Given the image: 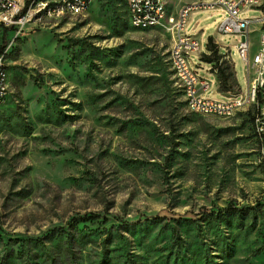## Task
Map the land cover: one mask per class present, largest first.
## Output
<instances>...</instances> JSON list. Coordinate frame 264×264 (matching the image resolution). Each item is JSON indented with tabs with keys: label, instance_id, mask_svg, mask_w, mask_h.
<instances>
[{
	"label": "rangeland",
	"instance_id": "rangeland-1",
	"mask_svg": "<svg viewBox=\"0 0 264 264\" xmlns=\"http://www.w3.org/2000/svg\"><path fill=\"white\" fill-rule=\"evenodd\" d=\"M219 8L190 21L205 54L219 40ZM4 35L0 27V48ZM261 35L253 24L251 60ZM218 45L246 90L255 67ZM171 47L167 25L132 27L126 0L7 32L0 264H264V85L232 118L198 115ZM194 63L213 99L233 101L200 55ZM230 206L248 217L233 219Z\"/></svg>",
	"mask_w": 264,
	"mask_h": 264
},
{
	"label": "built area",
	"instance_id": "built-area-1",
	"mask_svg": "<svg viewBox=\"0 0 264 264\" xmlns=\"http://www.w3.org/2000/svg\"><path fill=\"white\" fill-rule=\"evenodd\" d=\"M63 6H72L77 9L76 5H71V0H60ZM131 4L130 20H132V26H144L146 30V24H162L163 16L166 14V10H170L169 6H162V0H126ZM237 7H243V15L249 10L256 9L264 12V0H236ZM45 4L40 3L39 7ZM219 6L220 10L225 13V18L222 22H225V26L228 27V21L230 12H236V8L228 7V0H218L214 4H202V1L196 0V3H188V0H177V9L174 10V17H177V11H184V18H178V26L182 23H191L193 14L203 11L208 7ZM38 7H31V0H0V21L2 27L12 28V30L21 29L27 23L32 22L33 19L42 20L40 18H33V11ZM26 10L24 15H21ZM68 17V15H65ZM253 24L261 26V50L253 57H243V50L245 46H251L248 41L237 38V33L228 34L218 33V44H223L222 49L226 47L236 48L246 63L248 68L255 67V77L247 82V89H241L236 95L230 96L233 101L220 102L217 101V108H207V101H216L210 95L209 87L211 83L200 77L199 73L195 70L197 65L194 63L195 55H203V48H198L199 38L194 33L186 31L185 33H178V27L173 28L171 31L172 45L175 47V42H183V49L176 50L178 54V61H180V72L187 78L190 83V93L193 98V106L195 113L201 116H217L221 118H232L235 114L244 110L247 107L253 105L257 99V93L260 87L264 85V15L259 19H248L243 16L239 18V30L250 29ZM199 24H197L198 26ZM222 37L234 38L232 45L227 46V43L221 41ZM222 42V43H221ZM219 46V45H218ZM220 47V46H219ZM221 48V47H220ZM242 88V87H241ZM8 92V73L7 69L0 58V110L8 105L9 102Z\"/></svg>",
	"mask_w": 264,
	"mask_h": 264
},
{
	"label": "bare ground",
	"instance_id": "bare-ground-1",
	"mask_svg": "<svg viewBox=\"0 0 264 264\" xmlns=\"http://www.w3.org/2000/svg\"><path fill=\"white\" fill-rule=\"evenodd\" d=\"M45 4L42 7L40 3ZM93 0H71V5H76L77 9L72 8V6H63L62 9V1L60 0H31V7H38L33 11V18H40L42 19H60L64 18L65 15L69 16H84L90 8V5ZM177 1V0H176ZM170 0H162V6H169ZM188 3H196V0H188ZM202 4H210L205 1H202ZM126 7L128 16L130 18L131 12V4L129 1H126ZM228 7L229 8H236V12H230V17L228 21V27L225 26V22H222L218 33L220 34H228V29L230 33H237V38H242V35H246L247 41L250 42L247 34L249 29L239 30V18H243V7H237L236 0H228ZM173 9H177L176 6ZM178 18H184V11H177V17H174V10H166V14L163 16V23L162 24H146V30L157 28L159 26L167 25L169 30L178 27V33H185L189 31L188 28L190 23H182V25L178 26ZM132 25V20H130ZM0 25L2 22L0 21ZM134 29L137 30H144V26H132ZM198 48H203V43L201 39L198 41ZM183 49V42H175V47L172 45L171 47V61L174 72L179 80V83L183 86V91L186 97L188 108L195 113L194 106H193V98L190 93V83L187 81V78L180 72V61H178V54H176V50ZM251 46H245L243 50V57H250ZM227 55V59L229 60L230 55ZM217 72V71H216ZM8 92H9V83H8ZM207 108H217V101H207ZM197 114V113H196Z\"/></svg>",
	"mask_w": 264,
	"mask_h": 264
},
{
	"label": "trees",
	"instance_id": "trees-1",
	"mask_svg": "<svg viewBox=\"0 0 264 264\" xmlns=\"http://www.w3.org/2000/svg\"><path fill=\"white\" fill-rule=\"evenodd\" d=\"M25 13L26 10L21 15H24ZM0 27H2V25H0ZM11 30L12 28H5L4 43L0 48V53H2L6 47L7 32ZM227 60V55L223 53L221 48L215 43L214 37H210L208 41V52L201 56V61L211 66V72L214 73V71H217L216 78L219 92L225 95L228 94L230 97L238 94L240 92V87L236 78L235 69L230 70L229 65L227 68L224 67L228 64ZM226 210L227 214L236 220H241L249 215V209L243 210L230 206Z\"/></svg>",
	"mask_w": 264,
	"mask_h": 264
},
{
	"label": "crops",
	"instance_id": "crops-1",
	"mask_svg": "<svg viewBox=\"0 0 264 264\" xmlns=\"http://www.w3.org/2000/svg\"><path fill=\"white\" fill-rule=\"evenodd\" d=\"M261 32H262V29H261ZM250 37H251V36H250ZM256 52H257V51H255V52L252 51V53H254V54H255ZM258 52H259V51H258ZM258 52H257V53H258ZM213 75H214V74H213ZM214 76H215V78H216V75H214ZM236 76H237V75H236ZM237 79H238V78H237ZM216 81H217V78H216ZM209 82H210V81H209ZM210 83H211V85L213 84L212 82H210ZM217 85H218V82H217ZM218 91H219V87H218ZM226 95L229 96L228 94H226Z\"/></svg>",
	"mask_w": 264,
	"mask_h": 264
}]
</instances>
